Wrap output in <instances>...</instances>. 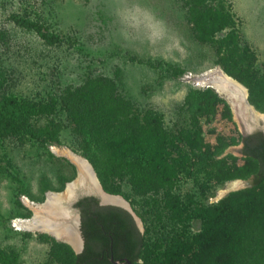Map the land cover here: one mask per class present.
<instances>
[{
  "label": "trees",
  "instance_id": "1",
  "mask_svg": "<svg viewBox=\"0 0 264 264\" xmlns=\"http://www.w3.org/2000/svg\"><path fill=\"white\" fill-rule=\"evenodd\" d=\"M189 2L187 19L192 30L199 40L217 46V62L247 87L249 102L264 112V72L254 68V55L240 48L229 9L222 0ZM12 19L47 44L60 41L33 20L18 14ZM5 36L0 28V142L21 132L46 147L64 144L60 135H66L68 144L75 143L69 146L91 163L105 191L122 193L120 184L127 183L132 192L154 201L155 214L164 215L166 209L188 229L195 220L201 223L191 240L181 237L179 225L165 246L154 249L129 211L100 205L97 197L87 195L76 202L84 238L81 252L39 235L53 243L50 253L60 264H114L102 252L110 241L114 260L128 258L132 264L140 259L141 264H264L263 130L241 133L234 127L229 134L216 133L215 141L209 142L203 124L216 118L221 109L231 120L224 99L211 88L188 86L178 113L181 122L171 127L165 125L163 114H153L131 100L114 80L102 75L86 77L80 85L61 87L35 100L13 95L7 90L12 70L3 64L12 50L2 47ZM236 145L244 160L241 165L231 152L221 156ZM198 173L214 180L217 187L248 177H252V186L206 206L192 195L179 200L178 183ZM0 264H16L15 253L0 248Z\"/></svg>",
  "mask_w": 264,
  "mask_h": 264
},
{
  "label": "rangeland",
  "instance_id": "2",
  "mask_svg": "<svg viewBox=\"0 0 264 264\" xmlns=\"http://www.w3.org/2000/svg\"><path fill=\"white\" fill-rule=\"evenodd\" d=\"M222 1L233 16L232 27L240 48L252 53L254 68L264 72V0ZM189 3V0H0V28L6 34L2 47L12 49L3 63L7 70H12L13 79L7 90L35 100L58 88L80 85L86 77L102 75L114 80L117 89L131 100L143 104L153 114H163L165 125L171 127L181 122L178 113L188 86L211 88L224 99L231 120L225 115L227 111L221 109L216 118L203 124L209 142L215 141L216 133L229 134L234 127L241 133L264 130V112L249 102L248 95L254 115L236 106L225 94H219L210 83L202 82L204 73L211 69L220 68L229 74L217 62L220 54L217 46L199 40L192 30L187 19ZM11 13L35 21L42 30L46 28L48 33L58 35L60 41L45 43L34 32L14 24ZM21 134L15 132L0 142V248L13 251L16 264H60L50 253L53 243L39 235L46 234L65 243L74 253L75 246L43 231L18 230L14 221L34 213L25 203L26 197L42 203L45 193L63 190L76 177L77 166L67 156L51 151L56 146L75 152L69 146L75 143L68 144L67 136L60 135L64 144L44 147ZM239 147L229 146L221 156L231 152L241 165L244 160ZM178 184L179 200H188V195H192L199 205L206 206L230 192L251 187L252 177L235 178L217 187L214 180L198 173ZM225 188L227 191L219 196L218 192ZM261 189L264 190V182ZM120 190L122 193L104 191L119 195L128 203L139 229L154 249L159 244L165 246L174 230L180 229L179 225L181 237L189 240L201 229L200 221H193L188 229L173 220L166 209L164 215L155 214L151 204L154 201L135 194L127 183H121ZM85 191L79 190L78 196L87 194ZM69 212L76 216L74 210ZM141 263L140 259L138 264Z\"/></svg>",
  "mask_w": 264,
  "mask_h": 264
},
{
  "label": "bare ground",
  "instance_id": "3",
  "mask_svg": "<svg viewBox=\"0 0 264 264\" xmlns=\"http://www.w3.org/2000/svg\"><path fill=\"white\" fill-rule=\"evenodd\" d=\"M202 82L210 83L221 94L228 96L232 102H235L236 106L243 107L250 113L252 109L245 103L244 97L246 94L245 87L239 83L235 78L224 73L220 68L211 69L204 73ZM239 108V107H238ZM52 149V148H51ZM55 153L64 155L70 158L78 168V172L82 178L90 181L92 180L100 190L98 182L92 179V172L88 164V160L82 155L77 154L69 148L53 147ZM237 183V184H236ZM238 182H234V186H237ZM233 186V187H234ZM227 188L221 189L220 194L225 193ZM72 193V187H69L66 194ZM47 200L42 203H38L29 198H25V203L33 208V215L30 217L19 218L14 221L18 230L23 231H43L53 235L54 237L67 241L77 248L79 245V232L77 226V218L69 214L59 203L60 193L56 191H50L46 193ZM104 199L108 202L125 204L121 196H109V193L102 192ZM114 195V194H113ZM66 195H63V197ZM60 217V218H59ZM79 247V246H78Z\"/></svg>",
  "mask_w": 264,
  "mask_h": 264
},
{
  "label": "water",
  "instance_id": "4",
  "mask_svg": "<svg viewBox=\"0 0 264 264\" xmlns=\"http://www.w3.org/2000/svg\"><path fill=\"white\" fill-rule=\"evenodd\" d=\"M245 89H246V94H245V97H244L243 99H244L245 103H247V104L250 106V108L252 109V106L248 103V100H247V95H248V93H247V88L245 87ZM216 91H217L219 94L222 93V92H219L217 89H216ZM250 114H251V115H254L252 111H250ZM263 131H264V130H263ZM51 151H52V150H51ZM52 152H53V151H52ZM53 153H54V152H53ZM68 160H70V161L75 165V163H74L70 158H68ZM88 164H89L90 169H91V172H92V176H93L92 179H95V180L98 182V185H99V187H100V190L98 189L97 185H96L95 183H93L92 180L90 181V179L86 180V179L82 178L81 174H80V173L78 172V170H77V175H76V177H75L73 180H71V181H69L68 183H66V184H65V188H64L63 190L57 192V193H60V194H61V196L58 198V199H59V203H60V205H61V206H64V204H67V203H68V204H72V203L75 202L76 199L78 198L79 190H81V189H85L86 191H88V192H87V195H95V196H98V197L100 198V202H101L102 204L111 203V204H116V205H119V206L125 208L127 211L130 212V214L133 216L134 220L136 221V223H137V225H138L137 219H136V217L134 216L133 212L131 211V209H130L128 203H127L122 197H121L122 200L125 202L124 205H123V204H119V203L108 202V201H106V200L104 199V196L102 195V192H105V191H104V190L102 189V187H101V184H100V182H99V180H98V178H97V175H96V172H95L93 166L91 165V163H90L89 161H88ZM69 187H72V193H71V194H66V193H67V190H68ZM86 191H85V192H86ZM82 193H84V192H82ZM63 195H66V196L63 197ZM109 196H115V195L110 194ZM46 200H47V195H46V193H45V200H44V201H46ZM64 208H65V207H64ZM66 209H68V208L66 207ZM67 212H69V209H68ZM75 217L77 218V226H78V217H77V215H76ZM59 218H60V217H59ZM138 227H139V226H138ZM78 232H79V231H78ZM51 236H52V235H51ZM53 237H54V236H53ZM54 238H55V237H54ZM64 242H65V241H64ZM78 251H79V248L76 249V252H78ZM110 260H111V262H113L114 264H117V263H122V264H132V262H131L128 258H120V259H118V260H114V258L111 256V257H110Z\"/></svg>",
  "mask_w": 264,
  "mask_h": 264
},
{
  "label": "flooded vegetation",
  "instance_id": "5",
  "mask_svg": "<svg viewBox=\"0 0 264 264\" xmlns=\"http://www.w3.org/2000/svg\"><path fill=\"white\" fill-rule=\"evenodd\" d=\"M84 196H87V194H83V195H80V196H78V198L76 199V201L75 202H73L72 204H64V209L66 210V211H68V209H66V207L67 208H69V209H71V210H74V212L76 213V215H77V217H78V231H79V247L77 246V248H79V251L78 252H76V253H79V252H81L82 250H83V247H84V238H83V235H82V231H81V214H80V209L76 206V202L80 199V198H82V197H84ZM93 196H95V195H93ZM95 197H97L98 198V201H99V204L100 205H115V206H119V205H116V204H111V203H106V204H102L101 202H100V198L98 197V196H95ZM119 207H121V206H119ZM123 208V207H122ZM125 209V208H124ZM69 214H70V212H69ZM136 222V221H135ZM137 224V223H136ZM76 248V249H77ZM102 252H103V254H104V256L105 257H107L109 260H110V257L112 256L113 257V246H112V243H111V241L109 242V244L107 245V246H105L104 248H103V250H102ZM111 261V260H110Z\"/></svg>",
  "mask_w": 264,
  "mask_h": 264
}]
</instances>
